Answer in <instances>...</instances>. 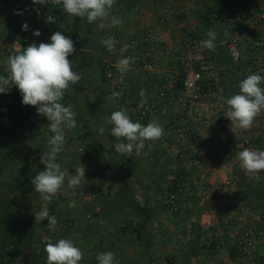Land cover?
<instances>
[{"label": "crops", "instance_id": "1", "mask_svg": "<svg viewBox=\"0 0 264 264\" xmlns=\"http://www.w3.org/2000/svg\"><path fill=\"white\" fill-rule=\"evenodd\" d=\"M249 3L264 7V0H116L110 10V18L114 16L122 20V24L100 28L99 22L89 24L86 18L70 16L51 0L44 5L33 4L32 0H0V75H6L7 58L13 54L12 45L17 41L24 47L32 42L37 45L42 42L37 37L19 32L26 20L38 22L45 15L53 14L71 25L76 51L69 59L81 81L72 85L61 101L64 106L71 105L77 113V127L71 130L65 128V132L81 133L90 148L84 159L73 158L64 151L58 154L57 162L61 170L69 174L72 168L84 166L85 179L77 188L88 189L97 195L94 204L84 210L75 207L70 214L71 218L83 223L86 211L92 212L94 227L91 231L84 232L80 228L62 231L58 223L56 230L50 231L47 219L35 222V212L45 202L30 182L38 173L32 171L31 163L37 162L40 171L44 170L45 166L40 162L41 154L49 150V145L45 137L31 135L30 129L36 127L41 133L50 134L49 122L46 117L37 114L35 107L22 103V96L15 85L8 92L0 93V253L11 245V255L6 257L5 262L0 256V264H47L45 241L57 242L61 238L73 240L82 250L84 258L80 264H98L96 256L101 252L93 247L95 244L102 252L111 251L117 261L122 258L127 264H156L159 258L164 259V264L170 263V260V264H198L207 255H220L214 247L204 245L203 238L209 231V222L218 213L229 209L230 199L221 186L212 187L209 183L205 184L209 196L204 202L185 201L184 208L176 213L163 205L168 178L180 173L177 153L183 149L195 152L201 145L190 142L188 137L178 142L171 128V119L184 114L173 106L165 114L159 112L149 118H141L139 108L142 98L139 92L142 88L146 89L147 100H150L162 90L179 91V79L187 69L178 61L185 32L190 30L208 39L207 32L212 30L217 36L216 46L228 33L223 24L213 23L209 16H201L202 10L210 11L213 7L223 11L238 10ZM165 9L172 10V16L165 15ZM18 11L22 14L17 15ZM148 34L160 37L163 44L153 46L147 40ZM108 36L117 41L112 52L100 43ZM135 39L140 41L138 54L151 57L152 68L142 69L135 61L126 73L127 84L122 95L110 101L104 62L117 63L118 59L127 57L129 44ZM126 45L127 50H123ZM206 54L214 59L213 50L207 49ZM212 101L211 97L205 99L201 114H209ZM122 108L127 110L133 122L146 126L149 122L158 121L163 125L164 134L154 142L153 147L145 144L138 155L135 150L130 155L115 151L114 144L120 141L110 135L113 125L108 120L113 111ZM100 127L105 129L103 135L98 132ZM252 127L249 133L264 131V121L258 129ZM212 130L218 141L208 152L214 163L221 165L220 150L234 148V144L227 142L231 130L216 127ZM28 139L30 144H27ZM261 144L260 150H264V138ZM151 153L154 154L152 158ZM236 168L235 162L230 163L219 172V178L224 179ZM259 174L264 176V171ZM68 189L72 188L68 187L66 179L56 196H61ZM53 206L51 201L48 204L50 215H54ZM133 215L141 219L138 231L111 236L110 220H123ZM254 221L259 228H264V220L257 218ZM252 222L249 217L248 223ZM189 228L194 237L184 241L181 235ZM234 239V233L225 238L227 242L221 250V260L231 259L234 264H242L235 261L231 253ZM259 251L264 255V245L259 246Z\"/></svg>", "mask_w": 264, "mask_h": 264}, {"label": "built area", "instance_id": "2", "mask_svg": "<svg viewBox=\"0 0 264 264\" xmlns=\"http://www.w3.org/2000/svg\"><path fill=\"white\" fill-rule=\"evenodd\" d=\"M172 10L165 9V15L172 16ZM201 16H209L213 23H221L228 32V39L224 43L232 61L240 65L245 76L250 74H260L264 76V7L256 3H249L238 10L223 11L213 7L202 10ZM48 17L52 21L48 20ZM24 23L28 24L27 30L19 32L23 35L39 38L44 43H50L51 35L60 31L69 37L73 42L71 34V25L69 22H62L58 16L47 14L38 22L31 19ZM184 28L182 23H179ZM39 30V36L34 35V31ZM207 37L203 34H195L187 30L185 32V41L183 49L178 56V61L187 67L186 71L179 79L180 90L174 89L162 90L159 94L146 102L141 101L139 114L141 118L146 119L156 115L159 112L165 114L170 107L184 115H176L171 119V128L178 138V142L188 137L192 143L200 144V149L191 152L183 149L177 153L180 160V173L168 178V188L162 197L163 205L171 212H179L184 208L183 202H204L209 196V189L205 184H211L212 187L221 186L224 194L230 199L229 209L221 214H217L208 225V233L203 238V244L207 247H214L220 252L218 257L207 255L202 258L198 264H234V260H221V250L225 246V238L231 233L235 234V239L231 247V253L235 261L242 264H264V255L259 251V246L264 245V228H259L254 220H264V212H256L244 203L235 184L233 172L220 179L219 172L224 171L230 163H234V155L229 150L224 156L221 165H216L210 153V147L217 143L213 127L228 129L231 127V121L225 115L227 105L220 100V96L225 97V88L222 83L221 70L207 56V48L201 43ZM147 40L153 46L163 44L160 37L152 34L147 35ZM140 41L135 39L129 44V53L127 57L135 56L136 62L145 70H151V57L138 54ZM104 72L109 84V94L113 91L122 92L126 87V74L121 75L118 71V65L115 62L105 60ZM207 97L213 98L212 107L208 115L201 114V109ZM263 121L259 116L256 117L253 126L258 129ZM31 135L43 136L48 144V138L52 133L40 132L38 128L30 129ZM66 143L63 150L76 159H84L90 148L89 143L81 133L65 132ZM264 138V131H255L252 134H241L236 140L243 148L259 150ZM186 140V141H187ZM30 139L27 144H30ZM146 146L153 147L154 142L146 141ZM153 153L150 154L152 158ZM32 171H40L37 162L32 161ZM82 168V167H80ZM39 169V170H38ZM76 168H72L70 174L75 173ZM1 175V173H0ZM256 180H260L258 173L250 174ZM75 191V195H73ZM97 195L85 188L68 189L61 196L52 199L54 202L53 214L58 220V227L62 231L80 228L84 232L93 230L94 215L86 211L84 222L81 223L70 214L75 207L82 210L88 205L96 202ZM184 200V201H183ZM73 204L74 206H69ZM251 217L253 222L248 223ZM109 231L111 236H122L123 234H132L141 227V219L138 216H130L123 220H110ZM184 241L193 239V232L189 228L181 235ZM95 249L102 252L97 244L93 245ZM119 264H127V261L118 258ZM164 259L159 258L156 264H164ZM172 263L170 260V263ZM166 263V264H167Z\"/></svg>", "mask_w": 264, "mask_h": 264}, {"label": "clouds", "instance_id": "3", "mask_svg": "<svg viewBox=\"0 0 264 264\" xmlns=\"http://www.w3.org/2000/svg\"><path fill=\"white\" fill-rule=\"evenodd\" d=\"M32 2L44 5L48 0H32ZM51 3L70 16L86 18L89 24L99 22L100 28L122 24V20L114 16L110 18V10L116 0H51ZM16 14L22 13L18 11ZM48 20L52 21L50 17ZM27 29L28 24L24 23L22 30ZM40 34L39 30L34 31L36 36ZM207 36L208 39L201 43L207 49L214 50L216 33L209 30ZM50 41V43L41 42L39 45L32 42L27 47H24L20 41L12 45L13 54L7 58L6 75H0V93L8 92L9 88L15 85L22 96V103L35 107L37 114L46 117L49 122V130L52 133L48 138L49 150L42 152L40 160L45 168L30 182L35 192H38L45 202L41 205V209L35 212V222L47 219V227L50 231H55L58 221L55 215H50L48 204L64 186L66 179L68 187L72 189L79 187L85 179V167L77 168L75 174H69L66 170L62 171L60 163L57 162L58 154L66 143L65 128L71 130L77 127V113L72 110L71 105L64 106L61 101L65 92L81 81V76L74 71L73 62L69 59V56L76 51L74 42L60 31L54 32ZM100 43L112 52L117 41L113 36H108ZM127 47L126 45L123 50H127ZM135 60V56L118 59V71L122 76L130 70ZM262 84H264V76L250 74L239 82L237 94L230 97L220 96V100L227 105L224 116L230 119L232 125H236L241 130L250 129L256 117L264 113ZM146 92L147 90L143 88L139 92L143 102L147 100ZM121 95V92L113 91L108 100L115 101ZM108 123L113 125L110 135L120 141L114 144V149L121 155H130L134 150L138 155L146 141L155 142L164 134V127L160 122L152 121L146 126L140 122H133L127 110L123 108L113 111ZM98 132L103 135L105 129L100 127ZM237 156L246 174L264 171V150L244 148L237 153ZM72 194L75 195V191ZM44 251L47 264H80L84 258L82 250L68 238H61L57 242L46 240ZM96 260L98 264H119L111 251L99 253Z\"/></svg>", "mask_w": 264, "mask_h": 264}, {"label": "trees", "instance_id": "4", "mask_svg": "<svg viewBox=\"0 0 264 264\" xmlns=\"http://www.w3.org/2000/svg\"><path fill=\"white\" fill-rule=\"evenodd\" d=\"M211 60L214 62V59ZM216 67L221 70L222 83L225 88V96H227V91L230 89L226 85L229 76H237L240 80H243L247 77L245 76L242 67L240 65L235 64L233 61L232 64L228 63L226 65ZM261 86L264 87V84H262ZM260 117L264 121V113H262ZM233 174L241 200L254 211L259 213L264 212V176H261L260 180H256L250 174H246L244 169L241 168H236ZM10 246L11 245L6 246L5 249L0 253V256L2 260H4V262L6 260V257L11 255Z\"/></svg>", "mask_w": 264, "mask_h": 264}, {"label": "rangeland", "instance_id": "5", "mask_svg": "<svg viewBox=\"0 0 264 264\" xmlns=\"http://www.w3.org/2000/svg\"><path fill=\"white\" fill-rule=\"evenodd\" d=\"M228 35L224 36L222 39L219 46H216L215 49L213 50L214 52V63L216 66H223V65H226L228 63L232 64V61L231 59L229 58V55L227 53V49L225 47V45L223 43H225L228 39L227 37ZM207 56L212 59L210 57V55L207 54ZM97 69V68H96ZM241 80L237 77V76H229V79L228 81L226 82V85L230 88L228 91H227V96L225 97H230L231 95L233 94H237L239 92V88H238V84ZM262 122V121H261ZM253 126V125H252ZM253 127H251L250 129H247V130H241L239 129L236 125H231V127L229 128L231 130L230 134L228 135V138L229 140H227V142L229 143H232L234 144V148L232 150V153L234 155V162H235V165H237V168H241V162L239 161L238 159V156H237V153L241 150H243L244 148L236 141L238 139V137L241 135V134H252L249 133L248 131L252 130ZM222 144V141L221 143ZM263 144H261L262 146ZM223 147V146H222ZM224 148V147H223ZM260 150V149H259ZM221 151V157H222V160H224V156L226 155V153L229 151H226V150H220ZM0 178H1V175H0ZM226 240H225V245H226Z\"/></svg>", "mask_w": 264, "mask_h": 264}]
</instances>
